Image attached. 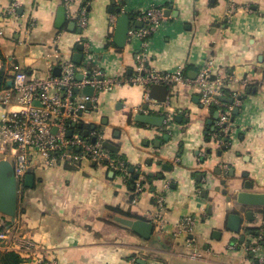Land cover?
I'll use <instances>...</instances> for the list:
<instances>
[{"label":"crops","instance_id":"obj_1","mask_svg":"<svg viewBox=\"0 0 264 264\" xmlns=\"http://www.w3.org/2000/svg\"><path fill=\"white\" fill-rule=\"evenodd\" d=\"M12 1L19 2L15 15L6 12ZM119 2L75 0L73 11L84 8L87 14L81 29L65 8V21L57 24L62 0H0V50L5 57L0 68L9 74L16 68L28 77L55 74L54 48L73 60L77 45H87L91 54L80 51L78 74L100 70L118 82L78 114L77 123L83 126L76 124L77 130H87L91 139L109 140L118 147L107 149L110 153L120 154L149 178L135 196L126 174L107 163L82 158L48 167L35 156L27 171L33 176L31 185L23 178L18 186L14 220L2 215L12 236L33 245L8 249L0 244V250L17 251L26 260L20 264H257L256 259L264 264V214L234 202V193L247 179L254 190L264 191V0H234L239 9L232 15L226 12L227 0H126L120 10L132 15L130 26L137 27L148 5L168 11L148 37L151 67L181 69L192 79L211 60L214 72L231 77L229 89L237 90L242 102L231 115L230 141L222 145L212 134L217 116L201 105L192 85L173 84L164 100L150 95L152 102L146 103L141 87L128 81L139 42L126 41L123 47L115 43L110 18L120 14ZM70 21L76 24L73 30ZM166 112L172 117L171 132L166 130ZM139 113L164 119L161 125L144 123L135 119ZM7 156L0 154L10 160ZM157 193L164 196L159 214ZM230 213L240 215L239 231L229 229ZM186 215L194 218L190 233L180 223ZM118 218L148 220L154 225L152 235L143 238ZM251 227L259 234L245 232ZM255 236L261 238H256L258 250L250 257L246 246Z\"/></svg>","mask_w":264,"mask_h":264},{"label":"built area","instance_id":"obj_2","mask_svg":"<svg viewBox=\"0 0 264 264\" xmlns=\"http://www.w3.org/2000/svg\"><path fill=\"white\" fill-rule=\"evenodd\" d=\"M65 10L71 15L75 14L76 23L82 29L87 23V14L84 8L78 13L73 11L72 4L75 0H62ZM120 10L124 11L126 0H120ZM19 7L18 1H12L6 8L10 14L16 13ZM239 7L234 0H227L226 12L234 14ZM166 19L165 8L160 5L150 4L139 14L140 27L130 26L127 41L138 40L139 48L135 56V68L128 81L139 85L142 89L143 100L152 102L150 87L152 84H165L167 87L173 84L187 83L192 85L199 97L202 106L215 107L217 119L213 136L219 145L228 144L232 134L231 115L233 110L241 105V94L235 89H229L232 83L231 77L213 71L211 60L205 61L197 70L194 78L189 79L181 69L159 71L149 65L147 51L148 37L157 30L160 23ZM117 16L110 18L111 27H115ZM1 32V31H0ZM83 44V43H82ZM86 55H90V48L83 44ZM52 58L59 67V73L50 71L42 76L28 77L19 69L14 72L11 86L0 88V107L4 113L0 116V154L4 157L10 155V161L14 167V173L18 186L22 183L33 158L39 156L41 162L50 167L58 160L73 162L76 159L90 158L95 161L107 163L108 166L126 172V166L122 159H116L103 146L102 139L96 137L94 141L90 135H84L75 129L79 118L78 114L87 109V103L94 105L98 93L110 89L118 82L116 79L105 77L100 70L83 72L78 79L79 68L68 55L54 48ZM86 86H92L94 93L87 95L81 90ZM75 89L78 91L76 92ZM224 98H231L232 102ZM72 123L70 124L68 123ZM172 117L166 112V130L171 132ZM71 134L68 135V131ZM95 137V136H94ZM206 152H201L204 158ZM144 190V183L135 182L132 190L136 196ZM155 202L159 210L163 207L164 196L155 195ZM1 216V214H0ZM0 222V244L10 249H30L32 242L24 237L12 236L8 223ZM182 227L191 232L194 218L186 215L181 218ZM246 246L251 252L258 250L257 239ZM233 249V246L230 247ZM23 261H26L25 259ZM39 264H56L55 260L41 261Z\"/></svg>","mask_w":264,"mask_h":264},{"label":"water","instance_id":"obj_3","mask_svg":"<svg viewBox=\"0 0 264 264\" xmlns=\"http://www.w3.org/2000/svg\"><path fill=\"white\" fill-rule=\"evenodd\" d=\"M22 9L20 8L19 11ZM64 7L60 6L59 8V16L57 24L63 23L65 21V15H64ZM117 12H120V8H116ZM166 14H168V11H165ZM165 14V15H166ZM132 15L126 13V12H120V14L117 17L116 25L114 27V36L113 39L115 43L123 47L127 41V34L128 29L130 28L131 21H132ZM138 25L139 23H135ZM134 24V25H135ZM75 22L70 21L69 22V29L73 30L75 29ZM78 31H81L80 28H77ZM77 49L79 52H75L73 54V61L76 63H80L82 60V51L83 44L79 43L77 45ZM54 73H59V68L56 67L54 69ZM14 72L10 73V77L8 78L6 85L11 86L12 84V75ZM78 79H81V74L77 75ZM77 92L78 90L75 89ZM83 93L87 95H92L94 93V88L92 86H86L81 90ZM157 92H160L161 97L157 95ZM168 93V87L165 84H152L150 87V95L157 99V100H164L166 95ZM225 101L232 102L231 98H224ZM88 106L91 105L90 102L87 103ZM233 113H238V108L236 107L233 110ZM214 116H217V113L215 112ZM135 119L144 123H150V124H156L161 125L162 120L164 119V116H156L152 114H143L139 113L135 115ZM78 127H82V123H77ZM71 134V130L68 131V135ZM87 130H84V135H87ZM168 134L164 136L165 139H168ZM96 137H92V141H94ZM103 146L111 151H117L118 147L111 143L109 140L104 139L102 141ZM164 169H171L170 166H163ZM130 171H134V166H129ZM141 172V171H139ZM142 174H145L144 172H141ZM243 175H247L244 173ZM159 178H162L163 175L159 174ZM33 176L30 173H26L24 175V184L26 186L31 185ZM223 183H225V180H223ZM243 189L237 190L236 193H234V202L240 205L250 206V207H256L258 208V212L263 216L264 214V191H256L253 189V181L247 179L243 185ZM233 195H230L231 198ZM212 200V198H211ZM229 201V199H226L224 202ZM18 208V181L16 179L15 173H14V167L12 162L7 158H0V214L6 215L10 217L11 220H14L15 215L17 213ZM248 213H253L252 210H249ZM121 222L131 227L133 231L138 233L143 238H149L152 235L154 225L145 219L137 218V219H129V218H118ZM240 223H241V217L240 215L236 213H230L229 214V223L228 227L230 230L233 231H239L240 230ZM264 244V241H263ZM250 257H254L255 253L250 252ZM255 263H259V260L256 259Z\"/></svg>","mask_w":264,"mask_h":264},{"label":"trees","instance_id":"obj_4","mask_svg":"<svg viewBox=\"0 0 264 264\" xmlns=\"http://www.w3.org/2000/svg\"><path fill=\"white\" fill-rule=\"evenodd\" d=\"M121 1L119 2V4H116L117 6L121 5ZM0 60L2 62L5 61V57L3 56L1 50H0ZM10 77V74L4 69V67L2 66L0 68V88L1 87H6V82L8 80V78ZM211 111L214 113L215 112V107L212 106L211 107ZM70 124V126L72 125V123H68ZM72 127H74L75 129H77L76 125H72ZM111 155L113 157H115L116 159H122L125 163V166L127 168V171L125 172V180L126 183L129 187L130 190H133L135 187V182L137 181L138 178H140V181L142 183L145 182L146 179L148 178V175L142 174L141 172L137 171H130L129 170V163L126 161V159L124 157H122L120 154L118 153H113L111 152ZM120 172V170H118ZM4 217L1 215L0 216V222H4ZM6 223V222H5ZM8 223V222H7ZM246 233L248 234H252L254 235H258L259 234V230L257 227H251V228H247L245 230ZM250 241V240H249ZM24 260V258H22L19 253L15 250H0V264H20L22 261Z\"/></svg>","mask_w":264,"mask_h":264},{"label":"rangeland","instance_id":"obj_5","mask_svg":"<svg viewBox=\"0 0 264 264\" xmlns=\"http://www.w3.org/2000/svg\"><path fill=\"white\" fill-rule=\"evenodd\" d=\"M86 63V62H85Z\"/></svg>","mask_w":264,"mask_h":264}]
</instances>
